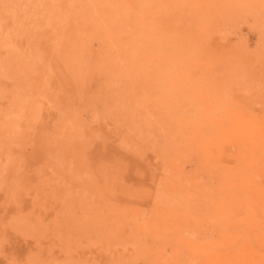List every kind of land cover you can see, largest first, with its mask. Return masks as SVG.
<instances>
[{
	"label": "rangeland",
	"instance_id": "rangeland-1",
	"mask_svg": "<svg viewBox=\"0 0 264 264\" xmlns=\"http://www.w3.org/2000/svg\"><path fill=\"white\" fill-rule=\"evenodd\" d=\"M0 264H264V0H0Z\"/></svg>",
	"mask_w": 264,
	"mask_h": 264
},
{
	"label": "bare ground",
	"instance_id": "bare-ground-1",
	"mask_svg": "<svg viewBox=\"0 0 264 264\" xmlns=\"http://www.w3.org/2000/svg\"><path fill=\"white\" fill-rule=\"evenodd\" d=\"M236 125H237V124H236ZM240 134H241V133H240ZM248 134H249V133H248ZM250 134H251V133H250ZM238 141H239V140H238ZM238 141H237V142H238ZM233 143H234V142H233ZM235 144H236V143H235ZM231 145H232V144H231Z\"/></svg>",
	"mask_w": 264,
	"mask_h": 264
}]
</instances>
